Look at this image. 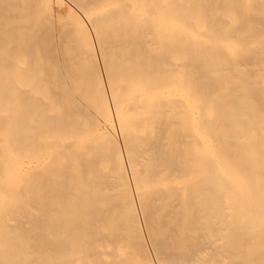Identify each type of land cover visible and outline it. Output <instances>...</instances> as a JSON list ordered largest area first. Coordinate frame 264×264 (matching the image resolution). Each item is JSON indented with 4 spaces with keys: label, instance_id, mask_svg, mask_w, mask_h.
<instances>
[{
    "label": "bare ground",
    "instance_id": "obj_1",
    "mask_svg": "<svg viewBox=\"0 0 264 264\" xmlns=\"http://www.w3.org/2000/svg\"><path fill=\"white\" fill-rule=\"evenodd\" d=\"M0 264H264V0H0Z\"/></svg>",
    "mask_w": 264,
    "mask_h": 264
}]
</instances>
